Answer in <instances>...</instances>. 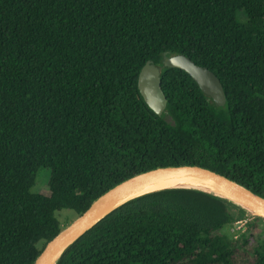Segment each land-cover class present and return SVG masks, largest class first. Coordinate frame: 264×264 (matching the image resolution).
Listing matches in <instances>:
<instances>
[{"label":"trees","instance_id":"obj_1","mask_svg":"<svg viewBox=\"0 0 264 264\" xmlns=\"http://www.w3.org/2000/svg\"><path fill=\"white\" fill-rule=\"evenodd\" d=\"M163 52L213 71L225 104L163 67L155 114L137 80ZM179 164L264 196V0H0V264H33L63 229L57 211L80 215L118 182ZM41 168L47 193L30 192ZM245 214L198 189L152 191L55 264H264V238L222 232Z\"/></svg>","mask_w":264,"mask_h":264},{"label":"water","instance_id":"obj_2","mask_svg":"<svg viewBox=\"0 0 264 264\" xmlns=\"http://www.w3.org/2000/svg\"><path fill=\"white\" fill-rule=\"evenodd\" d=\"M163 67H176L184 70L216 105L223 106L225 104L226 96L222 84L213 71L196 64L184 54L163 52L161 65L147 61L140 69L137 80L138 89L144 102L155 114L166 113L167 98L161 88L160 79V72ZM186 179H200L210 182L221 190L251 203L264 213V196L212 169L196 164L158 166L136 173L100 194L85 211L45 244L33 264H55L62 251L69 244L118 206L152 191L184 187L167 185ZM259 215L264 216V214Z\"/></svg>","mask_w":264,"mask_h":264},{"label":"rangeland","instance_id":"obj_3","mask_svg":"<svg viewBox=\"0 0 264 264\" xmlns=\"http://www.w3.org/2000/svg\"><path fill=\"white\" fill-rule=\"evenodd\" d=\"M48 179H49V169L41 168L38 170L35 182L30 188V192H43L47 193L48 188ZM245 217L234 223H228L224 226L222 232L231 239H239L242 235L247 232L252 233L255 237L264 238V216L259 214H254L245 211ZM56 216L60 221L62 228H65L69 225L78 215H76L72 210L61 209L56 212ZM254 217H259V220H255ZM249 223L254 224L253 226ZM42 243H39V247Z\"/></svg>","mask_w":264,"mask_h":264},{"label":"bare ground","instance_id":"obj_4","mask_svg":"<svg viewBox=\"0 0 264 264\" xmlns=\"http://www.w3.org/2000/svg\"><path fill=\"white\" fill-rule=\"evenodd\" d=\"M167 186H184L188 188H196V189L208 191L228 200L229 202L237 205L238 207L243 208L247 212L254 214H264L260 209H258L256 206L252 205L251 203L231 193H227L221 190L219 187H217L216 185L210 182L202 181L200 179H186L182 181H176L168 184Z\"/></svg>","mask_w":264,"mask_h":264}]
</instances>
